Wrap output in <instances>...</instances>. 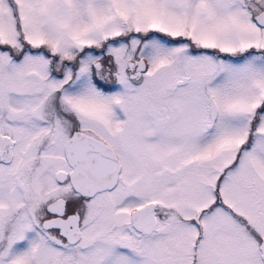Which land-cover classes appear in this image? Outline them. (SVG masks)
Segmentation results:
<instances>
[{
    "label": "snow or ice",
    "instance_id": "obj_1",
    "mask_svg": "<svg viewBox=\"0 0 264 264\" xmlns=\"http://www.w3.org/2000/svg\"><path fill=\"white\" fill-rule=\"evenodd\" d=\"M0 264H264V0H0Z\"/></svg>",
    "mask_w": 264,
    "mask_h": 264
}]
</instances>
